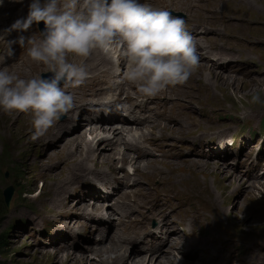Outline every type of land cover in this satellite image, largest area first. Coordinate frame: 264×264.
Instances as JSON below:
<instances>
[{
    "label": "rangeland",
    "instance_id": "1",
    "mask_svg": "<svg viewBox=\"0 0 264 264\" xmlns=\"http://www.w3.org/2000/svg\"><path fill=\"white\" fill-rule=\"evenodd\" d=\"M28 2L29 0H21V2L14 0L17 6H21L17 16L21 12L23 15L24 10H27ZM142 2L149 3L153 8H163L171 14H180L182 17H186L184 19L186 29L192 28L198 32H206L207 29V36L202 39L207 49L210 44L226 43L225 39L228 35L225 31L242 40L245 51L250 56V59L247 60L251 62L246 74H229V76L224 72V76L228 77V79H224L222 76H214L208 71V68L202 67L203 64H197L193 73H198V75L195 77L190 76V79L196 84L209 82L213 91H210V94H203L205 90L201 85H196L194 89H190L189 81L184 85V88L188 92L199 96L195 98L193 104L189 100L192 104V111L195 112L200 108L198 111L205 116V112L211 109L210 112L214 113L215 120L219 119V115L226 116L224 118L226 126L234 123L233 119L239 117L237 119L239 122L236 125L237 130L233 136L234 140H239L242 135L248 132L252 134L258 132L264 135V116L256 121L240 118L243 115L257 118L264 114V68L259 69L258 67H264V0H249L251 5L247 11L244 8L238 10L234 0L222 2H217V0H142ZM241 11H245L246 14H241ZM245 16L247 18H244ZM230 24L234 25L228 28ZM33 32L35 34L39 33L37 25L30 28L26 34L28 36ZM16 35V32H12L6 39H11ZM228 43L230 42H227L226 45ZM231 44L236 46L235 43ZM236 47L239 48L240 46ZM12 48L16 63H22V69L29 71L31 63L34 62L27 57L25 50L19 45L13 44ZM0 51L2 53L3 49L0 48ZM238 60L244 61L246 59L241 58ZM38 70L40 74L47 73L45 67L41 64ZM209 75L212 77H209ZM132 86L134 89H128L126 92L129 95L134 94L137 98L141 97L137 96L139 92L133 84ZM72 88L74 87L67 90ZM90 89H93V87L86 86L84 82L76 87L73 94L77 98L78 94L79 96L81 94L80 97L83 98L82 94L85 95ZM213 93L217 94L216 98L211 96ZM253 95L258 96L259 100L253 102ZM179 96L184 104V99H187V97L185 95L183 97L180 93ZM86 103L89 104V102ZM78 106H82V104L78 103ZM184 112H187V110H184ZM25 114L28 118H31L30 113ZM188 115L196 117L194 113ZM61 117L53 124L55 126L57 123L60 126L54 128L57 134H48L49 131H46L40 136V139L38 138V144L26 145L19 156L14 153L12 147L15 143L14 138L9 141L0 140V207L4 204L2 195L4 190L9 186L16 188L9 207L7 208L4 204L5 208L0 214V242L2 247L0 249V264H59L58 258L61 256L50 255L53 249L59 250L65 247L70 249L72 246L74 247L72 250L74 255L68 254L66 264H73L76 255H79L83 250L85 241H95L96 238H100L99 235L89 236V232L84 227H77L79 229L72 227L66 230L67 238H65L64 234L54 231L56 225L54 222L57 219L54 215L44 216L38 223H35L28 212V208L31 207L45 208L44 200L53 193L52 183L63 181L62 187H64L76 174H81L87 170L98 171L107 168L105 167L107 161L101 158L100 155L106 157L108 147L101 146L103 151L100 152L98 149L97 154L99 156L93 158L89 155L91 152L86 153L85 147L93 146L95 148L97 146L95 145L96 142L80 145L77 148L78 150H75L77 145L62 148L64 140L70 136H65L63 130H61V134L58 132L59 129L64 127L63 123L69 116L64 113ZM203 122L207 123L205 126L211 125V122L208 123L207 116H205ZM29 124L31 126V122ZM75 129L78 130L79 126H76ZM158 130L168 136L188 137L208 129L203 126L199 119L193 118V124L184 125V130L165 127L158 128ZM88 138L87 136L86 140ZM256 141L255 138L250 144H244V146L242 144L240 146L234 145L232 149L216 155L212 163L196 159L206 162L209 165L206 169L199 165L205 164L204 162L192 161L191 163V161L185 159L187 150H189L186 147L184 149L176 147V149H169L168 151L170 155L175 156L183 154L185 150L184 162L162 164L158 160L157 163H138V171L144 177L140 179L142 185L144 186L147 182H150L151 190L149 194L158 199L162 210L165 214L172 216L173 219L176 216L180 219L183 218L184 211L189 212L188 210L203 207L209 208V204L207 205L204 197L209 198L214 219H204L202 214L192 216L195 226H199L190 233V236H203L207 239V248L199 250L197 258L204 264H216L215 261H220L221 254L224 256V260L231 258L232 264H253V261L250 260L253 258H260L257 264H264V144L262 149L256 153L258 148V145H255ZM116 159L118 158L115 157L109 160V168H116V171L112 174H117V169L122 164L121 161H115ZM91 160L93 161L91 162ZM158 164L163 165L166 171L159 170L157 168ZM220 164L229 171L222 169L219 166ZM124 170L128 173L132 172L131 166H125ZM234 171L243 181L247 177V180L252 177L247 182L250 187L246 191L243 185H236L233 177L229 176ZM106 173L110 174L111 172ZM5 174H7V178H5ZM121 175L119 173L117 177L120 178ZM76 186H82V184ZM111 187L117 188L114 183ZM120 192L121 189H118L116 192L117 197ZM139 192H135L129 197L130 202L135 206V211L132 214L135 219L134 227H138L136 225L139 224L143 229L153 230L156 227L157 220L147 216L148 209L144 205L142 196L138 195ZM114 200L109 203L113 204ZM184 201L187 207L181 206ZM22 211L24 214H22ZM74 215L79 216L75 211ZM185 220L187 223H191L189 217ZM113 223H116V221L114 220ZM186 230L190 232L189 227ZM185 238L188 239L189 234ZM78 243H81L80 246H76ZM233 243L238 244L242 250L240 257L234 253L232 254L233 257L238 259L237 263L230 255L229 245ZM175 255L178 257L177 259L192 261V259H184L177 254ZM129 258L130 262L126 261L125 264L143 260V257L131 259L134 258L131 256ZM90 259H92L89 262L90 264H95L97 261L93 258ZM146 262L143 260V264ZM150 262L152 263L151 259L148 264Z\"/></svg>",
    "mask_w": 264,
    "mask_h": 264
},
{
    "label": "bare ground",
    "instance_id": "2",
    "mask_svg": "<svg viewBox=\"0 0 264 264\" xmlns=\"http://www.w3.org/2000/svg\"><path fill=\"white\" fill-rule=\"evenodd\" d=\"M222 1L230 0H217V2ZM234 4L238 10L244 8L246 11L251 5L249 0H234ZM20 9L21 6H17L14 0H4L3 5H0V30L14 21ZM26 12L27 10H24L23 15ZM240 13L246 14L245 11ZM18 16H22V12ZM206 33H208L207 29ZM23 34L27 36L26 32ZM197 52L199 61L207 63L202 67L208 68V71L214 76H222L224 79H228L227 76H224V72L234 62L235 53L231 49L222 45L220 48H214L209 56L202 53L200 47L197 48ZM244 54L247 53L244 52ZM0 55H3V52L0 51ZM109 55L116 57L118 53L113 50L105 54L95 50L83 60L88 72V77L84 81L85 85L92 86L93 89L88 90L85 95L82 94L83 98L80 97L81 94L80 96L78 94V98L74 95V107L67 112L69 117L64 121V127L58 130L59 134L63 130L65 136H70L64 140L62 148L77 145L75 150H78L77 148L80 145L96 142L95 145L97 146L95 148L93 146H89L90 148L85 147L86 153L91 152L89 155L93 158L99 156L97 154L98 149L100 152L103 151L101 146L108 147L107 158L100 155L101 158L107 161V166H105L107 168L98 171L87 170L81 174H76L64 187H62L63 181H57L56 185L52 183L53 193L44 200L45 208L31 207L28 208V212L35 223H38L44 216L54 215L57 218L54 222L56 224L54 231L64 234L65 238H67L66 230L72 227L76 229H79L77 227H84L89 232V236L99 235L100 238H96L95 241H85L83 250L79 255H76L73 264H90L89 262L92 260L90 258L97 260L95 264H125L126 261L130 262L129 257L131 256L134 257L131 259L143 257V260L147 261L145 264H148L150 259L152 263L149 264H204L197 258L199 250L207 248V239L203 236H190V233L199 226H195L192 216L202 214L204 219H214L209 198L204 197L207 205L209 204V208L203 207L188 210L189 212L184 211L183 218L180 219L176 216L173 219L172 216L165 214L159 205L158 199L149 194L151 190L150 182H147L144 186L142 185L140 179L144 177L138 171V163H157L158 160L162 164L184 162V153L173 156L169 155L168 151L169 149H176V147L184 149V143L188 145V139L184 136H168L166 133L160 132L158 128L184 130V125L193 124V117L184 114V107L188 108V113L191 114L192 104L195 102V98L199 96L188 92L184 88L188 81L190 89H194L196 85H201L205 90L203 94H210L213 88L209 82L196 84L189 77L185 83L169 86L156 95L144 96L138 93L137 96L141 97L137 98L134 94L129 95L126 92L128 89H134L132 84L119 82L120 72L117 71V68L123 69V61L115 64L109 59ZM74 59L79 62V58ZM21 65L22 63H16L14 54L11 57L5 55L3 61H0V67L8 66L10 70L23 77L35 75L39 72L40 64L36 62L31 63L29 71L22 69ZM196 75L198 73L194 74L192 72L190 76L195 77ZM209 77L212 76L209 75ZM76 87L74 88L76 89ZM74 88L68 91L73 93ZM179 93L183 97L184 95L187 97V99H184V104L182 99L180 100ZM216 95L213 93L212 97L216 98ZM156 99H159V103L155 102ZM86 102H89V104ZM78 103H81L82 106H78ZM30 120L31 118H28L23 112L0 111V140L9 141L14 138L15 143L12 147L15 152H13L18 156L21 155L26 145L38 144L40 139V137L33 139L29 124ZM76 126H79V131L75 129ZM55 127L60 126L57 123L55 126L52 125L47 130L49 131L48 134H57V131H54ZM87 136L89 138L86 140ZM208 137H221L220 142L225 141L224 131H219L215 126L210 127L207 131L200 132L196 140L207 143ZM207 146L213 148L214 144L209 143ZM155 153L158 155H155ZM115 157L118 158L115 161H121L122 164L117 169V174H112L116 171V168H109V160ZM198 157V155L190 152L187 154L186 160L191 161V163L192 161H200L201 163L205 161L196 160ZM213 158L210 153L206 158V162L212 163ZM206 162L199 165L206 169L209 166ZM125 166H131L132 172H126L124 170ZM219 166L224 170L226 169L221 164ZM157 168L166 171L161 164H158ZM119 173L122 174L120 178L117 177ZM229 176L233 177L236 185H243L245 191L250 187V184L247 185L246 180L243 181L237 176L236 171L231 172ZM112 183L116 186L117 183L121 184V192L118 197L117 188H112ZM79 184H82V186H76ZM138 191H140L138 195L142 196L144 205L148 209L147 216L157 220L156 227L153 230L143 229L139 224L136 225L138 227H134L135 219L132 214L135 211V206L130 202L129 197ZM77 194L79 195L77 196ZM116 197L117 199H115ZM112 200L115 202L110 204L109 202ZM74 211L79 214L78 217L74 215ZM22 214H24L23 211ZM187 217L191 219V223L186 222ZM114 220L116 223H113ZM187 227L190 228V232H187ZM187 234H189L188 239L185 238ZM80 244L78 243L76 246H80ZM73 249V246L70 249L65 247L56 250L54 248L50 255L61 256L58 258L59 264H66L68 256L74 255L72 253ZM175 254L184 259H192V261L177 259L178 257ZM143 260H136L130 264H143ZM252 260L258 263L260 258H253ZM128 262L126 264H129ZM215 263L218 264L217 261Z\"/></svg>",
    "mask_w": 264,
    "mask_h": 264
},
{
    "label": "clouds",
    "instance_id": "3",
    "mask_svg": "<svg viewBox=\"0 0 264 264\" xmlns=\"http://www.w3.org/2000/svg\"><path fill=\"white\" fill-rule=\"evenodd\" d=\"M40 22L38 34H23ZM12 32L17 35L6 39ZM13 44L48 73L23 77L0 67V111L30 113L33 139L74 107L67 89L88 77L83 60L95 50H115L118 55L109 59L124 64L117 68L119 82L133 84L144 96L185 83L199 61L185 20L142 0H29L26 14L0 30V61L13 55Z\"/></svg>",
    "mask_w": 264,
    "mask_h": 264
},
{
    "label": "water",
    "instance_id": "4",
    "mask_svg": "<svg viewBox=\"0 0 264 264\" xmlns=\"http://www.w3.org/2000/svg\"><path fill=\"white\" fill-rule=\"evenodd\" d=\"M38 26L40 29L42 27V23L40 22V24ZM5 178H7V174H5ZM13 192H14L13 188L9 186L6 188V190H4V192L2 194L4 204L6 205L7 208L9 207L10 201H11L12 196H13Z\"/></svg>",
    "mask_w": 264,
    "mask_h": 264
},
{
    "label": "trees",
    "instance_id": "5",
    "mask_svg": "<svg viewBox=\"0 0 264 264\" xmlns=\"http://www.w3.org/2000/svg\"><path fill=\"white\" fill-rule=\"evenodd\" d=\"M13 187V190H15L16 188L14 187V186H12ZM23 194V193H22ZM3 206H4V204H3ZM3 206H1L0 207V214H2V212H3V209L5 208V206L3 207ZM0 239H1V237H0ZM2 247H1V242H0V249H1Z\"/></svg>",
    "mask_w": 264,
    "mask_h": 264
}]
</instances>
